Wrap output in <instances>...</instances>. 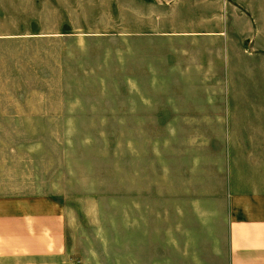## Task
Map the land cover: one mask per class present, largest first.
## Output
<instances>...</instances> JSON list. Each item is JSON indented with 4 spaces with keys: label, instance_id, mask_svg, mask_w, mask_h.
<instances>
[{
    "label": "rangeland",
    "instance_id": "rangeland-1",
    "mask_svg": "<svg viewBox=\"0 0 264 264\" xmlns=\"http://www.w3.org/2000/svg\"><path fill=\"white\" fill-rule=\"evenodd\" d=\"M112 3L0 0V187L58 206L53 264H228L204 123L132 112L154 98L131 41L146 8Z\"/></svg>",
    "mask_w": 264,
    "mask_h": 264
},
{
    "label": "crops",
    "instance_id": "crops-1",
    "mask_svg": "<svg viewBox=\"0 0 264 264\" xmlns=\"http://www.w3.org/2000/svg\"><path fill=\"white\" fill-rule=\"evenodd\" d=\"M110 5L146 8L131 41L147 43L146 62L137 55L136 67L153 79L146 90L154 98L147 93L132 112L140 120L204 123L194 132L212 185L225 187L228 264H264V0ZM64 243L57 205L0 187V264H53Z\"/></svg>",
    "mask_w": 264,
    "mask_h": 264
}]
</instances>
